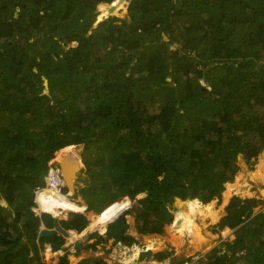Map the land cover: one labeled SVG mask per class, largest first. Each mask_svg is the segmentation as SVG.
<instances>
[{"label": "trees", "instance_id": "obj_1", "mask_svg": "<svg viewBox=\"0 0 264 264\" xmlns=\"http://www.w3.org/2000/svg\"><path fill=\"white\" fill-rule=\"evenodd\" d=\"M93 1L102 3L100 22L110 15L103 4L114 0H0V264H50L45 245L63 249L62 234L40 230L55 227L51 214L64 213L67 197L41 192L42 215L35 197L59 151L81 166L73 146L83 148L84 165L74 199L99 214L96 222L124 206L100 215L112 204L134 202L87 250L108 240L137 243L126 219L137 209L136 230L145 235L175 225L187 205L194 216L205 205L202 220L217 219L221 193L223 210L240 192L229 185L239 156L254 167L260 153L264 175V0H127V18L96 26ZM119 2L113 14L124 8ZM176 198L184 201L175 218ZM258 204L264 201L232 198L216 229L235 230V239L223 255L214 249L197 264H264ZM58 223L82 233L89 220L69 212ZM147 255L191 260L173 251ZM56 264H70L68 255Z\"/></svg>", "mask_w": 264, "mask_h": 264}, {"label": "rangeland", "instance_id": "obj_2", "mask_svg": "<svg viewBox=\"0 0 264 264\" xmlns=\"http://www.w3.org/2000/svg\"><path fill=\"white\" fill-rule=\"evenodd\" d=\"M115 1H117V0H114L113 2H115ZM112 3L111 4H105V5L109 8V5H112ZM128 5H129V2L125 1L124 2V8L122 10H120L117 14H112L109 16L118 17L121 19L127 18L128 17ZM118 6H121V2L118 3ZM96 13H98V17H97L95 26L98 23H100V22H98L99 16L101 14L100 6H96ZM104 19H106V18H104ZM172 48L175 49V47H172ZM73 152L79 158L78 161L80 162V165H81L83 163L82 162L83 148L78 147V146H73ZM59 153H61V151H59L56 154V157L53 160L56 163H60V160L62 159V158L60 159ZM240 159H243V157L239 156V159H238L241 170L237 174V176L235 177L234 181L232 183H229V185L233 184L232 185L233 190L234 189H240V192L238 194H232V196H230L228 198L227 204L229 205L230 201L234 197H239L243 203H246L252 199L264 201V199H263L264 197L261 194V193H264V175H263L262 171L257 170V169H259V166L261 164L262 155L259 153V156L257 158V162L254 165V167H250L248 164H246L244 159H243V161H241ZM83 168H84V165H83ZM239 177H243V179H240L238 181L237 178H239ZM245 181L247 182L246 187L243 186L244 184H246ZM78 185H79V183L77 181L76 182V188L77 189H78ZM227 185H226V190L228 191ZM224 189H225V186H224ZM227 191H226V195H227ZM63 192H64V189H63ZM53 194H54V192H53ZM222 195H223V193H221L220 199L216 200V204L214 207L215 212L219 211V216L217 219L207 218L206 220H202L208 214V212L205 209V205L201 206L202 212H200L197 216H194L193 215L194 213L188 212L190 208H188V205H187L185 210L182 213V217L179 219V221L175 225H174V222H175V220H174L172 225L166 226L163 229V231L160 232V234L143 236L140 233L138 234L136 232V229H134V227L136 228V218L138 217V214H139V216L141 214V209H137L136 212H139L137 215H135V213H132L131 215L126 214V219H127L128 223L130 225V228H131V229H129V234L132 237L136 238L138 243L145 245L146 247H147V245H146L147 243H145L146 239H148L149 244L155 245V247H153L154 250H148V251H151L150 253L156 254V253H160L163 251H173L174 256L177 257L179 260L182 258L183 259L184 258L185 259H187V258L192 259L193 257H196V256L197 257L199 256L202 258V260L203 259L205 260V257L207 256V254H209L214 249H217L219 251L218 256L223 255L225 253V249L227 248L226 243H231L235 239V235H234L235 230H229L228 234H225L226 231H223L224 229L221 230L220 232H218L216 229L217 223L222 221L226 217V215L228 214V211H227L228 206L227 205H226L227 207H225L223 210L220 209V206H222L224 204V201H225L224 196H222ZM247 195H251L254 197H248ZM66 196L69 197V199L71 201L67 198L64 199L65 200L64 207L66 206L64 208L65 211L61 215L57 216L58 220L66 219L64 216L67 213H69V211L83 212L80 209L82 204L79 205V203H81V202L78 198L74 199V195L71 196V195H69V193H66ZM144 197H145V195H139L137 198L141 199ZM260 197H262V198H260ZM126 200H128L126 204H125V199L115 203V204H121V206H122V204H124V206L120 210V213L123 209H127L129 207L131 208L134 204V202L131 200L133 202L132 206H131L130 200L129 199H126ZM37 201H38V199H37ZM195 202H197V201H194L191 204L194 205ZM38 203H39V201H38ZM115 204H113L112 206L105 209L102 213H100V215H102L106 211H109L110 208L115 206ZM39 206H40V204H39ZM173 207L174 208H173L172 212L176 218V214L179 211V205H178V202L176 200L173 203ZM34 210H37V209H34ZM40 211H42L41 207H40ZM65 212H67V213H65ZM124 212H126V211H124ZM260 212H264V204H258V206L255 208V214H258ZM117 214H118V212L116 210L109 211L108 215L105 217L106 223H107V224L105 223V225L107 226L110 219L115 218L117 216ZM89 216L91 217L90 219L92 220V224L90 225V228H91V230L96 231V232H92V234H88V236L94 235L93 237H91V239L88 240V242L91 241L90 243L94 244L96 242V239H97L95 236L97 234L101 235L104 233L100 232L101 230H99V228H98L99 226H97V222L94 219V217L99 216V214L98 215H89ZM179 216H181V214ZM184 218H186V219H184ZM91 220H90V223H91ZM180 221L182 222V230L179 233V232H177L176 227L180 223ZM94 226H96V228ZM196 229L199 231L200 235L198 234ZM81 235H82V240H80V246H81L82 254L79 256L81 259L79 257L77 259L71 258V259H69L71 262L70 264H78L80 260H85V259H90V258L91 259L100 258V259H103L104 261H108L107 262L108 264H113V262H111V260H110V257H109L110 253L108 251L111 243H109L107 246L102 248L103 244H105L103 242L100 245H95V247H94L95 249H92L93 251L87 250L85 248H86V244L88 242H85L86 239L83 237L85 234L81 233ZM138 236H140V238ZM143 238H146V239H144L145 242L143 241ZM203 238L208 239V240H204ZM191 250L196 251V252H191ZM230 255H232V252H228L226 257L228 259H230V261L232 262ZM48 256L50 258H48ZM147 256H150V255H147ZM44 257H45L46 261L50 264H56L58 261L53 255H50V254H45ZM166 261L168 264H171L170 260H166ZM166 261H164V262H166ZM187 261H189V260H187Z\"/></svg>", "mask_w": 264, "mask_h": 264}, {"label": "built area", "instance_id": "obj_3", "mask_svg": "<svg viewBox=\"0 0 264 264\" xmlns=\"http://www.w3.org/2000/svg\"><path fill=\"white\" fill-rule=\"evenodd\" d=\"M64 186H65V181L63 179L62 170L59 166V163L51 162L50 167L48 169V173L46 175V187L40 189L37 193V196L41 192L47 191L49 189H56L62 192ZM129 209L127 208L124 210L126 211ZM64 217L67 219L68 213ZM80 240H82L81 233H78L77 231L74 230H69L68 236L66 237V243H67L66 247H64L62 250L58 252H54L51 245L46 244L44 255L45 254L53 255L57 260L66 254L68 255V257L70 256L75 257L77 256V245L80 244ZM108 251L110 253L109 254L110 260L111 262H113V264H156V262L158 264H168L167 261L166 262L157 261L156 259H154L153 256H145L149 251L146 249L145 245H142L140 243H134L129 246L123 244L122 242H118L116 244L111 243ZM48 258L50 257L48 256ZM200 259L201 257L196 256L193 257L191 260L186 261L184 264H197V262Z\"/></svg>", "mask_w": 264, "mask_h": 264}, {"label": "water", "instance_id": "obj_4", "mask_svg": "<svg viewBox=\"0 0 264 264\" xmlns=\"http://www.w3.org/2000/svg\"><path fill=\"white\" fill-rule=\"evenodd\" d=\"M121 3L125 2L126 0H119ZM95 3L96 6H99L102 3H99L97 1H93ZM115 10V5H109V14L112 15L114 13ZM107 18V17H105ZM105 20V19H104ZM103 21V20H102ZM100 21V22H102ZM164 39L168 40V38L164 35ZM76 158H78L76 156ZM82 163V162H81ZM60 167L62 169V175H63V179L65 181L66 184V188L68 189V193L69 195H75L77 188H76V182L79 179V175L83 169V166L81 164V166L76 165L74 162L70 161V160H65L64 158L61 159L60 161ZM179 200L184 201L180 198H176V201L178 202ZM202 203V202H201ZM228 206V204H227ZM226 206V207H227ZM124 210V209H123ZM121 211V213H119V215L116 217V219L125 211ZM55 218V227L53 229H47L45 227H42L40 230V236H44V237H51L55 234H62L64 237L68 236L67 231H65L64 229H62L58 223V217L54 216Z\"/></svg>", "mask_w": 264, "mask_h": 264}, {"label": "crops", "instance_id": "obj_5", "mask_svg": "<svg viewBox=\"0 0 264 264\" xmlns=\"http://www.w3.org/2000/svg\"><path fill=\"white\" fill-rule=\"evenodd\" d=\"M79 200H80V202L81 203H79V205L80 204H82V205H84L85 206V211H83V212H80V213H83L84 215H86L87 216V218H88V220H89V225L87 226V228L82 232V234H85L83 237L86 239L85 240V242H88V240L89 239H91V237H93L94 235H92V236H88V234H92V232H96V231H93V230H91L90 229V225L92 224V220L90 219L91 217L89 216V215H98V214H96L94 211H87L86 209H87V205H86V203L84 202V201H82L81 200V198H78ZM124 199H129L128 197H126V198H124ZM130 200V199H129ZM130 202H131V206H132V201L130 200ZM132 208V207H131ZM36 211V213L37 214H39V215H41L42 214V212L41 211H39V210H35ZM126 212H127V210H126ZM126 212H124V213H126ZM89 214V215H88ZM129 214V213H128ZM119 215V214H118ZM129 215H131V214H129ZM136 215V214H135ZM119 218V217H118ZM90 220H91V223H90ZM116 220V219H115ZM42 227H45V228H47L44 224L42 225ZM129 229H131L130 228V225H129ZM134 229H136L135 227H134ZM225 229H228V230H230L229 228H225ZM223 230V231H226V230ZM107 230H108V226H106L105 227V232H101V233H104V234H101V235H105V233L107 232ZM129 231V230H128ZM136 232L139 234V232L136 230ZM87 235V236H86ZM143 236H147V235H145V234H142ZM96 237V236H95ZM91 242V241H90ZM90 242H88V243H90ZM105 244H103V246H102V248H104L105 246H107L109 243H113V241L112 240H108V241H103ZM67 244V243H66ZM100 245V244H99ZM147 245V244H146ZM109 247V246H108ZM93 249V248H92ZM95 249V248H94ZM190 252V251H189ZM191 252H194L193 250H191ZM82 254V252L80 251V254H79V256ZM79 256H75V257H72V256H70V259L71 258H74V259H77ZM80 258V257H79ZM81 259V258H80ZM81 261V260H80ZM71 263V262H70Z\"/></svg>", "mask_w": 264, "mask_h": 264}, {"label": "bare ground", "instance_id": "obj_6", "mask_svg": "<svg viewBox=\"0 0 264 264\" xmlns=\"http://www.w3.org/2000/svg\"><path fill=\"white\" fill-rule=\"evenodd\" d=\"M114 3V2H113ZM112 3V4H113ZM101 5V4H100ZM103 5H105V4H103ZM78 159V158H77ZM241 179H243V178H241ZM246 182V181H245ZM242 185V184H241ZM246 185H247V182H246V184H244L243 186H245L246 187ZM49 190H52L53 192H54V194H53V196L54 195H56L57 194V192H59L61 195H63V196H66L65 194H63L62 192H60L59 190H56V189H49ZM48 190V191H49ZM56 193V194H55ZM67 197V196H66ZM68 199H69V197H67ZM70 200V199H69ZM71 201V200H70ZM117 203V202H116ZM115 204V203H114ZM113 205V204H112ZM111 205V206H112ZM110 207V206H109ZM44 212V211H43ZM53 215V214H52ZM55 216H59V213H58V211H57V213H55ZM184 219H186V218H184ZM183 220V219H182ZM105 223H106V219L105 218H103V219H101L100 221H97V226H99L98 228H99V230H101V232H105V227H106V225H105ZM96 224V223H95ZM107 224V223H106ZM95 228H96V226H94ZM93 228V227H92ZM91 229V228H90ZM176 230H177V232H181V230H182V222L180 221V223L177 225V227H176ZM139 238H140V236H138ZM148 242V239H146V243ZM146 249L147 250H151V249H149L148 248V245H147V247H146ZM156 264H158L157 262H156Z\"/></svg>", "mask_w": 264, "mask_h": 264}, {"label": "clouds", "instance_id": "obj_7", "mask_svg": "<svg viewBox=\"0 0 264 264\" xmlns=\"http://www.w3.org/2000/svg\"><path fill=\"white\" fill-rule=\"evenodd\" d=\"M126 1H127V0H126ZM60 161H61V160H60ZM51 162L54 163L53 160H52ZM51 162H50V163H51ZM59 166H60V163H59ZM82 166H83V163H82ZM49 167H50V164H49ZM60 168H61V167H60ZM61 170H62V169H61ZM47 173H48V172H47ZM80 174H81V173H80ZM45 182H46V177H45ZM45 187H46V185H45ZM45 187H43V188H45ZM65 187H66V184H65L64 188H65ZM43 188H41V189H43ZM64 188H63V189H64ZM63 189H62V193L66 195V193L63 192ZM39 190H40V189H39ZM39 190H38V191H39ZM38 191L36 192L35 202H36V204H37V208H36V209L40 211V206H39V203H38V201H37V199H38V196H37ZM129 208H130V207H129ZM129 208H128V209H129ZM41 212H42V214H43V213H46V212H43V211H41ZM69 212H75V211H69ZM42 214H41V215H42ZM48 214H51V213H48ZM51 215H52V214H51ZM52 216L54 217V215H52ZM67 233H68V231H67ZM65 238H66V237H65ZM137 243H138V242H137ZM66 245H67V244H65L64 247H66ZM64 247H63V248H64ZM149 252H151V251H149ZM76 257H77V256H76ZM68 258H69V257H68ZM69 259H70V258H69Z\"/></svg>", "mask_w": 264, "mask_h": 264}]
</instances>
